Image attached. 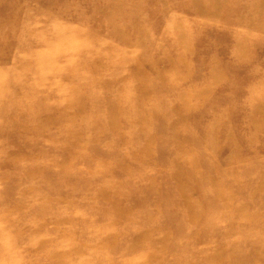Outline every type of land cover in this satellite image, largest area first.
<instances>
[{"label":"rangeland","instance_id":"obj_1","mask_svg":"<svg viewBox=\"0 0 264 264\" xmlns=\"http://www.w3.org/2000/svg\"><path fill=\"white\" fill-rule=\"evenodd\" d=\"M0 264H264V0H0Z\"/></svg>","mask_w":264,"mask_h":264},{"label":"bare ground","instance_id":"obj_2","mask_svg":"<svg viewBox=\"0 0 264 264\" xmlns=\"http://www.w3.org/2000/svg\"><path fill=\"white\" fill-rule=\"evenodd\" d=\"M176 35L178 36V39L180 41H184V37H183V32L182 31H181V33L180 32L176 33Z\"/></svg>","mask_w":264,"mask_h":264}]
</instances>
